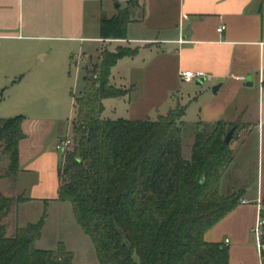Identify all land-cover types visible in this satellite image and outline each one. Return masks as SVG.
<instances>
[{
    "label": "trees",
    "instance_id": "16d2710c",
    "mask_svg": "<svg viewBox=\"0 0 264 264\" xmlns=\"http://www.w3.org/2000/svg\"><path fill=\"white\" fill-rule=\"evenodd\" d=\"M132 22L129 8L113 17L103 13L101 38L127 39ZM138 52L123 46L107 50L93 80L85 76L92 90L74 100L76 145L64 153L59 199L72 204L101 264H231L230 249L208 242L205 235L239 206L245 193L221 192L223 174L234 160L231 143L237 128L228 144L226 137L235 124H192L195 141L186 158L185 106L157 121L103 119L104 100L129 93L111 84L113 68ZM24 120V115L0 117V147L10 160L0 180L16 178L20 171ZM27 200L0 192V264H74V252L63 242L55 250L37 247L47 212L8 235L5 217Z\"/></svg>",
    "mask_w": 264,
    "mask_h": 264
},
{
    "label": "crops",
    "instance_id": "0c3cea01",
    "mask_svg": "<svg viewBox=\"0 0 264 264\" xmlns=\"http://www.w3.org/2000/svg\"><path fill=\"white\" fill-rule=\"evenodd\" d=\"M117 8L116 0H0V107L7 99L4 90H50L48 80L53 76L62 79L64 73L63 64L50 68L59 56L62 63L70 55L86 62L95 53L103 55L111 51L108 49L111 44H116V49L120 46L138 49V54L146 55L149 61L176 53V71L181 81L180 74L184 71H203L208 76L204 82L209 81L213 88L222 85L217 92L220 96L209 98L204 105L200 121L235 124L238 129L233 143L245 141L257 129L264 158V1L142 0L141 8L132 13L127 39L104 40L100 35L102 14L113 17ZM222 25L227 28L219 32ZM135 56L121 59L112 76L119 63L128 59V66L129 59L134 61ZM145 63L149 62L138 64L137 69L147 71L149 64ZM121 76L120 88H137L128 76ZM28 98L14 101L12 113H7L8 106L0 109L6 114H17V108L19 115L25 116L26 137L20 142V171L16 180L23 190L18 196L28 200L15 204L6 219L14 212L21 213L22 205L40 203L47 212L45 229L51 205L73 209L70 202L59 199L64 155L60 162L57 146L66 138L56 133L57 115H46L31 102L27 105ZM30 175L36 180L31 181ZM233 178L241 177L235 173ZM231 190H244L241 203L210 229L205 238L226 245L231 264H262L252 235L264 193L258 192L256 198L249 199L245 188L236 185ZM68 203L70 208L65 206ZM61 242L67 247L64 241H58L57 248Z\"/></svg>",
    "mask_w": 264,
    "mask_h": 264
},
{
    "label": "rangeland",
    "instance_id": "374dc122",
    "mask_svg": "<svg viewBox=\"0 0 264 264\" xmlns=\"http://www.w3.org/2000/svg\"><path fill=\"white\" fill-rule=\"evenodd\" d=\"M141 1L116 0L117 10L129 8L133 13L141 8ZM108 49L114 51L116 44H111L108 46ZM70 56H66L63 63L60 56L56 60L57 62H54L55 59L53 60L54 64L51 63V58L48 59L47 64L50 65L51 63V69H55L57 65L61 66L63 64L64 66L62 79L59 76H53L52 79L48 80L50 90H15L11 92L4 90L7 99L5 103L1 104L2 107H0L1 109L4 106H8L7 108H10V112L7 113H12L14 110H12L11 104L14 101L20 98L23 99V97H29L26 100L27 105L31 102L32 105L37 104L40 106L39 110L45 111L46 115L56 114L59 118L56 133L65 138L71 137L73 140L71 147L65 151L66 153L71 152L76 145V138L72 127L74 100L85 93L86 90H92L91 86H89L90 83L85 80V76L87 75L89 80H93L97 73V65L100 64L103 55L95 53L86 62H83L80 57L71 58ZM126 60L119 63L115 69L114 75L111 78V84L121 87L120 83H122V80H120V76L126 75L131 80V83L137 84V88L132 87L127 89L129 93L123 97L105 99V111L102 113L103 119H151L157 121L160 115H167L172 108L175 109L178 106L184 105L186 107L185 120L188 122H198L201 120L204 105L209 102L208 99L220 96V94L214 93L213 86L209 81L203 82V85H198L197 81L192 83L182 82L176 71V53H172L170 57H161L155 61H149L146 55L142 53L140 55L137 54L134 61H132L133 59H129L130 64L128 66H126ZM144 62H149L145 63L149 64V68L143 72V70L141 71L137 68L138 64H144ZM121 72L122 74H120ZM15 111H17V114H6V112L0 110V117L8 118L2 115H19L20 112L18 111L20 109L15 108ZM188 124L183 147L186 158H190L195 141V127L192 125L194 123ZM234 127L238 129L236 125ZM248 136L249 138L243 142L231 143L235 156L234 161L223 174V188L221 186V190L224 195L233 193L234 190L231 189L236 185L245 188L247 198L249 199L256 198L258 192L264 193V158L260 150L263 144L259 143L257 129ZM58 153L61 162L63 161L64 154L59 150ZM9 164V158L3 154L0 147V175L7 172ZM235 173L241 178L238 180L234 179L233 174ZM16 179L12 177L1 179L0 191L13 196L22 195L23 190ZM30 179L31 181L36 180L33 175H30ZM26 195L29 196L30 192H27ZM65 206H69L70 208L71 204L68 203ZM64 208L59 207L57 204L51 205L48 208L50 217L43 231V237L37 242V247L39 249L55 250L57 249L58 241H64L67 244V248L75 254L74 264H101L93 241L83 232L77 223L73 209H69L68 211ZM45 209L42 204L33 203L27 205V207L26 205H22V214L19 211L18 215L14 212L15 214L13 213L7 219L6 216L4 222L9 227L8 235H14L17 227H23L28 223L39 221ZM252 236L254 241L257 242L254 232Z\"/></svg>",
    "mask_w": 264,
    "mask_h": 264
},
{
    "label": "built area",
    "instance_id": "2783aa9c",
    "mask_svg": "<svg viewBox=\"0 0 264 264\" xmlns=\"http://www.w3.org/2000/svg\"><path fill=\"white\" fill-rule=\"evenodd\" d=\"M227 26L226 25H222L219 27L218 31L219 32H224L226 30ZM180 77L182 79V81L185 82H195V81H202V80H206L208 78L207 74L203 71H191V70H187L184 71L180 74ZM243 80H245V78H242ZM73 143V140L71 139V137H68L64 140H61L57 146V149L59 151H62L63 153H65L66 150H68L71 145ZM262 211V209H261ZM253 232L255 233L256 239H257V244L260 250V255L262 258V264H264V242H263V235H264V218L261 216V212L260 215L257 219L256 225L253 228ZM228 241V240H227Z\"/></svg>",
    "mask_w": 264,
    "mask_h": 264
},
{
    "label": "water",
    "instance_id": "95a60500",
    "mask_svg": "<svg viewBox=\"0 0 264 264\" xmlns=\"http://www.w3.org/2000/svg\"><path fill=\"white\" fill-rule=\"evenodd\" d=\"M204 81H205V80L198 81L197 83H198L199 85H201V84H203ZM248 85L252 86V83H249ZM221 87H222L221 84L215 86V87L213 88L214 92L217 93L218 90H219ZM235 131H236V128L234 127V128H232V129L230 130V132L228 133V135H227V137H226V142H227L228 144L231 143V141H232V139H233V137H234Z\"/></svg>",
    "mask_w": 264,
    "mask_h": 264
}]
</instances>
